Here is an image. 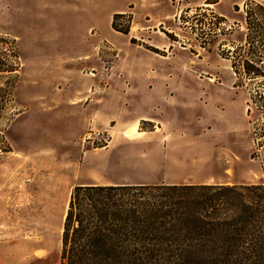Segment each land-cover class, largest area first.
<instances>
[{
  "label": "rangeland",
  "instance_id": "374dc122",
  "mask_svg": "<svg viewBox=\"0 0 264 264\" xmlns=\"http://www.w3.org/2000/svg\"><path fill=\"white\" fill-rule=\"evenodd\" d=\"M122 2L0 0V40L14 41L18 64L12 99L0 112V264H60L76 186L264 183V79L238 76L226 59L243 44L245 6L264 1H143L148 15L137 20L149 28L121 14L120 27L130 21L127 35L111 29ZM78 25L84 71L59 77L53 58ZM8 53L0 43L11 64ZM153 86L179 89L182 118L163 131L123 122L136 104L134 89ZM224 110L230 120L217 118ZM133 129L139 134L126 137ZM92 132L106 143L92 144Z\"/></svg>",
  "mask_w": 264,
  "mask_h": 264
},
{
  "label": "trees",
  "instance_id": "16d2710c",
  "mask_svg": "<svg viewBox=\"0 0 264 264\" xmlns=\"http://www.w3.org/2000/svg\"><path fill=\"white\" fill-rule=\"evenodd\" d=\"M124 17L113 15L111 29L127 35L129 18L124 28L117 24ZM244 26L243 44L226 59L238 76L264 79L263 4L245 6ZM0 43L13 60L7 64L0 55V80L6 79L1 112L12 99L8 84L17 79L18 64L14 41ZM60 264H264V183L76 186L63 223Z\"/></svg>",
  "mask_w": 264,
  "mask_h": 264
},
{
  "label": "crops",
  "instance_id": "0c3cea01",
  "mask_svg": "<svg viewBox=\"0 0 264 264\" xmlns=\"http://www.w3.org/2000/svg\"><path fill=\"white\" fill-rule=\"evenodd\" d=\"M143 1H147L145 5L150 2H154V5L161 6L162 0H123L122 4H119L114 8L110 14V17L114 14H132L133 23L139 26L140 30H147L149 27L145 23L137 20V18L144 19L148 15L146 11L140 8V4ZM157 11V10H156ZM142 12V14H141ZM153 12V11H152ZM150 13V12H149ZM138 16V17H137ZM159 23V21H158ZM110 25V22H109ZM68 34L66 36L65 42H61V50L53 58V62L62 66V72L59 77L67 79H75L78 77V73L84 71V25H78L77 27H70L66 30ZM178 88L171 89L169 87L153 86L140 88L136 87L134 93L136 96V104L133 110L125 116H121V119L125 123H147L152 129H158L163 131L168 129L167 124L171 120L178 121L179 118L184 115V99L179 97ZM176 91V92H172ZM222 91V90H220ZM84 94V88L81 92ZM219 93H230L228 91H223ZM224 104L227 103V99H224ZM232 107V106H228ZM82 114L84 118V104L82 105ZM231 110H224L221 112H216L217 118L223 119L224 121L231 119ZM140 132V131H139ZM174 132V131H172ZM153 133V132H150ZM143 135H147L146 132H141ZM174 134V133H173ZM133 139V138H132ZM191 150H196V145L199 142L194 141ZM156 184H167V183H156ZM175 184V183H173ZM178 184H195V183H178ZM243 184V183H239ZM90 185V184H89ZM113 185V184H108ZM155 185V184H152ZM195 185H234L230 183H220V184H209V183H197Z\"/></svg>",
  "mask_w": 264,
  "mask_h": 264
},
{
  "label": "built area",
  "instance_id": "2783aa9c",
  "mask_svg": "<svg viewBox=\"0 0 264 264\" xmlns=\"http://www.w3.org/2000/svg\"><path fill=\"white\" fill-rule=\"evenodd\" d=\"M91 136H92V144L93 141H96L98 145H101L102 143L103 144L106 143V139L103 137V134H101L100 132H92Z\"/></svg>",
  "mask_w": 264,
  "mask_h": 264
},
{
  "label": "bare ground",
  "instance_id": "6f19581e",
  "mask_svg": "<svg viewBox=\"0 0 264 264\" xmlns=\"http://www.w3.org/2000/svg\"><path fill=\"white\" fill-rule=\"evenodd\" d=\"M126 137H133V136H137L139 133L137 131V129H133V130H129L126 132Z\"/></svg>",
  "mask_w": 264,
  "mask_h": 264
}]
</instances>
